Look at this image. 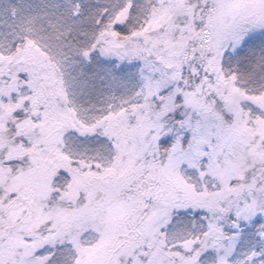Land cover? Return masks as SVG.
I'll return each instance as SVG.
<instances>
[{
	"label": "snow or ice",
	"instance_id": "snow-or-ice-1",
	"mask_svg": "<svg viewBox=\"0 0 264 264\" xmlns=\"http://www.w3.org/2000/svg\"><path fill=\"white\" fill-rule=\"evenodd\" d=\"M0 264H264V0H0Z\"/></svg>",
	"mask_w": 264,
	"mask_h": 264
}]
</instances>
